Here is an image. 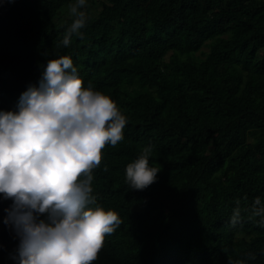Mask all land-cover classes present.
<instances>
[{"label":"trees","instance_id":"16d2710c","mask_svg":"<svg viewBox=\"0 0 264 264\" xmlns=\"http://www.w3.org/2000/svg\"><path fill=\"white\" fill-rule=\"evenodd\" d=\"M74 3L0 0V110L69 56L126 116L93 170L96 203L122 223L92 264H264V0H87L65 46ZM147 146L160 171L134 190L126 165ZM11 203L0 264L18 244Z\"/></svg>","mask_w":264,"mask_h":264},{"label":"clouds","instance_id":"9594fccd","mask_svg":"<svg viewBox=\"0 0 264 264\" xmlns=\"http://www.w3.org/2000/svg\"><path fill=\"white\" fill-rule=\"evenodd\" d=\"M71 5L73 21L62 41L81 34L86 18ZM126 116L108 95L85 87L69 56L49 59L13 110H0V199L11 200L3 223L18 241L13 264H92L104 238L122 223L118 213L96 203L93 170L106 144L124 138ZM152 146L126 165L131 189L157 180ZM259 204V198L256 199ZM238 215V213H237ZM235 221V216L233 217Z\"/></svg>","mask_w":264,"mask_h":264},{"label":"rangeland","instance_id":"374dc122","mask_svg":"<svg viewBox=\"0 0 264 264\" xmlns=\"http://www.w3.org/2000/svg\"><path fill=\"white\" fill-rule=\"evenodd\" d=\"M72 13H71V10H69L68 12H67V14H65V17H68L69 15H71ZM204 51H206V49H204Z\"/></svg>","mask_w":264,"mask_h":264}]
</instances>
